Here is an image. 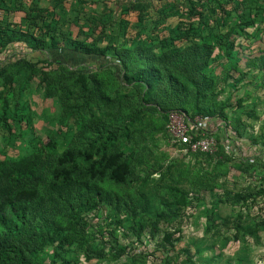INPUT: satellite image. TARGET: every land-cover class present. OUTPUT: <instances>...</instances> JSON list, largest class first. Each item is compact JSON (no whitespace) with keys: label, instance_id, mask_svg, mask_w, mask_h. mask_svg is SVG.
I'll return each instance as SVG.
<instances>
[{"label":"rangeland","instance_id":"1","mask_svg":"<svg viewBox=\"0 0 264 264\" xmlns=\"http://www.w3.org/2000/svg\"><path fill=\"white\" fill-rule=\"evenodd\" d=\"M219 1L224 10L214 0H0V23L10 28L42 29L46 37L64 34L102 49H154L150 38H168L181 17L191 21L198 40L214 47L208 68L213 84L198 104L191 97L186 106L195 113L197 106L223 104L230 130L243 145L239 153L230 143L223 144L222 128L214 155L175 151L165 135L171 103L160 94L143 104L144 90L124 85L114 70L97 75L110 99L103 101L89 94L95 88L89 79L85 88L84 81L67 75L57 79L58 73L52 72L42 83L38 75L29 79L25 67L8 66L0 75V159L43 149L49 181L61 152L83 146L98 125L117 132L115 150H123L135 166L133 183H101L98 192L108 198L103 209L87 213L85 219L60 210L63 232L71 240L63 255L74 264H264V161L259 158L264 146L258 149L253 143L264 142V60L248 63L241 55L232 63L222 45L229 28L241 19L238 9L242 20H256L254 27L245 26L253 36L246 40L247 54L262 56L264 15L257 12H264V0ZM31 11L36 19L29 18ZM83 116L89 120L86 129L81 128ZM117 220L121 228L114 224L107 229L110 240L104 242L96 225ZM121 246L127 253L118 256ZM54 253L52 246L45 247L39 260L49 264Z\"/></svg>","mask_w":264,"mask_h":264},{"label":"trees","instance_id":"2","mask_svg":"<svg viewBox=\"0 0 264 264\" xmlns=\"http://www.w3.org/2000/svg\"><path fill=\"white\" fill-rule=\"evenodd\" d=\"M214 1L219 11L224 10L219 0ZM235 12L241 19L229 28L222 43L229 60L237 63L241 55L248 63L260 57L264 60V53L258 57L247 54L250 45L246 40L250 41L253 37L247 27H254L256 20L244 21L240 10ZM257 14L263 17L264 12L258 11ZM28 15L30 19H36L34 11ZM197 36L195 24L181 17L175 28L170 30L168 38L157 41L150 38L154 49L144 46L132 52L109 45L102 49L64 34L53 33L46 37L42 29L25 31L0 23V75L7 71L8 66L16 65L29 71V79L38 75L42 83L49 80L52 72L58 73L57 79L60 75H67L69 80L84 81L85 88V80L89 79L95 84L89 94L109 101L103 92L104 82L97 75L102 70L111 69L124 85L139 86L144 90L140 94L143 104L150 103L151 95L160 94L171 103L165 116L166 123L171 111L184 112L191 119L196 115L208 116L215 124L222 122L225 139L223 141L222 137V143L225 144L228 139L236 151L242 153L243 145L233 129L230 130L231 124L223 104L218 108L197 106L198 112L195 113L189 112L186 106L191 97L198 104L205 97L206 88L213 84L208 68L214 47L211 42H200ZM238 36L243 37L245 42L237 41L235 37ZM69 85L66 82V88ZM81 121V128L86 129L89 120L83 116ZM91 130L94 137H89L83 146L68 147L61 152L52 167L53 175L49 181L46 177L48 163L42 161L47 151L43 149L35 147L29 155L0 159V264H45L39 260L38 253L49 246L55 252L49 264H58L56 259L61 260L60 264H74L63 255L71 240L63 232L60 210L66 209L85 219L87 213L99 211L105 206L108 198L98 192L103 181L108 179L123 185L133 183L131 177L136 172L131 157L126 156L123 150H115L117 132L98 125ZM165 135L168 138L167 133ZM253 143L255 147L264 146V142ZM40 150L39 155L34 154ZM259 158L264 161V155ZM114 224L121 228L120 220L96 225L104 242L110 240L106 231ZM126 253L127 249L121 246L118 256Z\"/></svg>","mask_w":264,"mask_h":264},{"label":"built area","instance_id":"3","mask_svg":"<svg viewBox=\"0 0 264 264\" xmlns=\"http://www.w3.org/2000/svg\"><path fill=\"white\" fill-rule=\"evenodd\" d=\"M221 126L222 122L215 124L208 116L196 115L191 119L184 112L171 111L168 113L166 133L169 144L177 152L216 154L220 142L217 133L223 128Z\"/></svg>","mask_w":264,"mask_h":264}]
</instances>
